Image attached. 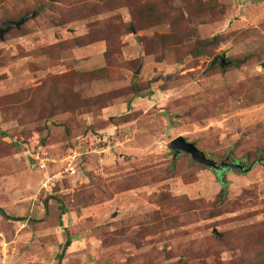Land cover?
<instances>
[{"label": "rangeland", "instance_id": "374dc122", "mask_svg": "<svg viewBox=\"0 0 264 264\" xmlns=\"http://www.w3.org/2000/svg\"><path fill=\"white\" fill-rule=\"evenodd\" d=\"M105 1L0 0V27L36 11L0 39V264H264V0H136L173 46ZM178 136L253 167L175 157Z\"/></svg>", "mask_w": 264, "mask_h": 264}, {"label": "trees", "instance_id": "16d2710c", "mask_svg": "<svg viewBox=\"0 0 264 264\" xmlns=\"http://www.w3.org/2000/svg\"><path fill=\"white\" fill-rule=\"evenodd\" d=\"M116 1L117 0H106L105 4L111 3L110 4V7H111V6H113V4ZM208 4L211 5L212 2H208ZM133 5H134V7H136V15L138 17V22H140L143 19V20H146L149 24L151 23V21H154V22H157L158 24H161L164 22H168L167 20H170V22L172 24L171 25L172 31L166 35H161L159 37V42H161L167 46H169V45L173 46V45L181 44L182 42H184L185 38H187V33L181 27V24L179 22L172 21L171 19L168 18V15L165 18L163 9L160 7V5H158L156 3L148 4V5H141V4H137L136 0L133 2ZM142 21H141V23H142ZM221 39H222V35L218 34V35H214L211 38L204 39L203 41H199L198 46L195 48L193 54L194 55L206 54V55L211 57V54H209L208 51L210 50L211 47L218 46L221 43ZM222 56H226V60L230 62L226 67H228V66L229 67H239V66L245 64L246 62H248L249 60H251V54L239 55L235 58L227 59L228 57L224 53L223 55H219L217 58H220ZM106 59L107 60L110 59L109 53H106ZM217 65H219V64L217 63L216 66ZM208 68H209V70H211L210 67H208ZM105 71H108V70L106 69V67L105 68L103 67L102 69H99V70L93 72V75H94V77H103ZM249 154L253 155L254 152L250 150ZM259 161L264 163V158L260 159ZM221 176H224V175H221ZM221 182H222V192H220L219 195L221 198L224 199V197L226 196V192H227L228 181L226 179H223V180H221ZM62 210L64 212L63 207H62ZM0 212L2 213L3 216H6L8 218H13V217H10L2 207H0ZM18 219H20V218H18ZM21 219H24V218H21ZM71 244H72V237L69 233H67L66 241H65L64 246H63V250L68 248ZM59 257L62 258V254L59 255Z\"/></svg>", "mask_w": 264, "mask_h": 264}, {"label": "water", "instance_id": "95a60500", "mask_svg": "<svg viewBox=\"0 0 264 264\" xmlns=\"http://www.w3.org/2000/svg\"><path fill=\"white\" fill-rule=\"evenodd\" d=\"M36 15V11L28 12L23 15L18 20H7L0 27V39L5 37V34L13 28H20L24 23H26L31 17ZM221 65L229 64L230 62L226 60V56L217 58ZM139 70V69H138ZM170 148L173 151L174 156H178L181 153H187L191 156L192 160L196 163L203 165L215 171L217 174L224 175L227 171H247L253 167L254 163L246 165L243 161L232 160L229 161L228 157L223 159L220 163L216 160L207 156L206 152L200 149L197 144L193 141H189L184 136H178L173 139L170 143Z\"/></svg>", "mask_w": 264, "mask_h": 264}, {"label": "flooded vegetation", "instance_id": "af4514ba", "mask_svg": "<svg viewBox=\"0 0 264 264\" xmlns=\"http://www.w3.org/2000/svg\"><path fill=\"white\" fill-rule=\"evenodd\" d=\"M228 158H229V157H228ZM228 160H229V161H232V160H236V159H231V160H230V158H229ZM237 161H238V160H237Z\"/></svg>", "mask_w": 264, "mask_h": 264}]
</instances>
